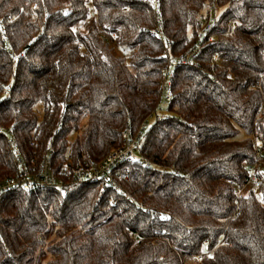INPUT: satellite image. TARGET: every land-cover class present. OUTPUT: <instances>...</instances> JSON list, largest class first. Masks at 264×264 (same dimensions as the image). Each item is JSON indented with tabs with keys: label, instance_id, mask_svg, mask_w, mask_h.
Here are the masks:
<instances>
[{
	"label": "trees",
	"instance_id": "obj_1",
	"mask_svg": "<svg viewBox=\"0 0 264 264\" xmlns=\"http://www.w3.org/2000/svg\"><path fill=\"white\" fill-rule=\"evenodd\" d=\"M161 4L172 57L207 8L218 38L201 69L176 70L139 144L146 164L116 168L121 193L100 180L2 196L0 264H195L210 251L204 264H264V0ZM155 27L151 0H0V181L17 172L12 142L29 162L54 152L56 167L125 146L161 105ZM253 167L258 194L244 188Z\"/></svg>",
	"mask_w": 264,
	"mask_h": 264
},
{
	"label": "built area",
	"instance_id": "obj_2",
	"mask_svg": "<svg viewBox=\"0 0 264 264\" xmlns=\"http://www.w3.org/2000/svg\"><path fill=\"white\" fill-rule=\"evenodd\" d=\"M151 6L156 13V27L150 30V35L158 38L166 48L161 57L167 59V65L162 71L159 87L162 97L171 100L176 70L180 67L202 68L201 57L203 51L214 44L218 38L216 28L220 13L214 7L205 9L199 16L200 27L194 46L186 53L172 57L170 53L172 43L168 41L162 26L164 17L161 10V0H151ZM237 28L238 24L228 23L224 36H231ZM219 58L218 54L212 57V67L219 61ZM228 78L232 79V76L229 74ZM146 128L147 121L143 123L135 136L126 131L123 136L125 146L113 150L98 163H91L86 159L74 162L71 155L68 154L63 164L56 167L52 159L54 156V152L52 151L46 157L39 160L36 153H34L35 158L29 162L21 154L18 145L12 142L11 149L14 154L17 172L0 181V198L18 190L31 193L40 188H54L65 195L70 186L95 183L100 180H105L107 184L113 187L114 191L121 193V189L116 184V181H114V172L122 164L135 162L143 165L146 164V161L138 154L139 144ZM257 147L259 150L258 154L262 156L264 154V147L260 142H257ZM124 175H129L128 169L125 170ZM246 187H251L256 194H258L261 188V181L254 167L249 169V178L244 188ZM101 192L103 193L104 190H101ZM213 255V251L205 252L204 254L195 255L191 261L195 264H204L206 260L213 258Z\"/></svg>",
	"mask_w": 264,
	"mask_h": 264
},
{
	"label": "rangeland",
	"instance_id": "obj_3",
	"mask_svg": "<svg viewBox=\"0 0 264 264\" xmlns=\"http://www.w3.org/2000/svg\"><path fill=\"white\" fill-rule=\"evenodd\" d=\"M168 104H169V100H167L165 97H162L161 105L157 111V114L148 119L147 126H151L155 122L157 116H162L163 114L166 113ZM74 138H75L74 135L71 136L70 141H73Z\"/></svg>",
	"mask_w": 264,
	"mask_h": 264
}]
</instances>
